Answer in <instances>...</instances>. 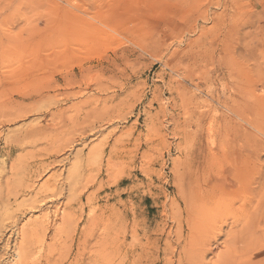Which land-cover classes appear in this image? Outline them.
Segmentation results:
<instances>
[{"label": "rangeland", "instance_id": "1", "mask_svg": "<svg viewBox=\"0 0 264 264\" xmlns=\"http://www.w3.org/2000/svg\"><path fill=\"white\" fill-rule=\"evenodd\" d=\"M262 48L264 0H0V264H264Z\"/></svg>", "mask_w": 264, "mask_h": 264}, {"label": "bare ground", "instance_id": "2", "mask_svg": "<svg viewBox=\"0 0 264 264\" xmlns=\"http://www.w3.org/2000/svg\"><path fill=\"white\" fill-rule=\"evenodd\" d=\"M243 22H244V21H243ZM240 28H241V27H240ZM259 28H260V27H259ZM222 32H223V31H222ZM249 39H250V37H249ZM255 39H256V38H255ZM248 42H249V41H248ZM262 43H263V42H262ZM259 46H260V45H259ZM247 49H248V47H247ZM262 49H263V48H262ZM248 50H249V49H248ZM248 50H247V53H248ZM263 50H264V49H263ZM251 51H252V50H250L249 52H251ZM252 53H253V52H252ZM252 53H251V54H252ZM263 53H264V52H262V54H263ZM249 54H250V53H249ZM251 54H250V57H251ZM253 55H254V53H253ZM253 55H252V57H255V56H253ZM262 56H263V55H262ZM223 58H224V57H223ZM244 58H245V57H244ZM263 58H264V57H263ZM41 60L43 61V59H41ZM229 60H230V59H229ZM231 60H232V59H231ZM234 60H235V59H234ZM237 60H238V59H237ZM248 60H250V59H248ZM257 60H259V59H257ZM232 61H233V60H232ZM235 61H236V60H235ZM238 61H239V60H238ZM263 61H264V59H263ZM241 62H242V61H241ZM243 62H244V61H243ZM42 63H43V62H42ZM232 63L234 64V62H232ZM233 64H232V65H233ZM235 64H236V63H235ZM235 64H234V65H235ZM234 65H233V66H234ZM241 65H243V64H241ZM257 65H260V64L257 63ZM228 66H229V65H228ZM230 66H231V65H230ZM233 66H231V67H233ZM251 66H252V65H251ZM234 67H235V66H234ZM239 67H240V66H238L237 68H239ZM242 67H243V66H242ZM259 67H260V66H259ZM262 67H263V66H262ZM221 68H222V67H221ZM240 68H241V67H240ZM247 68H248V67H247ZM254 68H255V67H254ZM226 69H228V68H226ZM261 69H262V68H261ZM229 70H230V69H229ZM239 70H240V69H239ZM239 70L236 71V73L239 72ZM244 70L246 71V73L249 72V71L246 70L245 68H244ZM257 70H258V69H257ZM225 71H226V70H225ZM227 71H228V70H227ZM245 71H244V72H245ZM247 71H248V72H247ZM252 71H253V70H252ZM262 71H264V70H262ZM240 72H241V71H240ZM253 72H254V71H253ZM253 72H252V73H253ZM226 73H227V72H226ZM228 73H229V71H228ZM241 73H242V72H241ZM246 73H245V74H246ZM250 73H251V72H250ZM233 75H235V74H233ZM237 75H238V74H237ZM241 75H242V74H240V76H241ZM247 75H248V74H247ZM249 75H250V74H249ZM249 75H248V76H249ZM238 76H239V75H238ZM244 76L246 77V75H244ZM251 76H252V75H251ZM251 76H250V77H251ZM255 76H256V75H255ZM255 76H254V77H255ZM231 77L233 78L234 76L231 75ZM252 77H253V76H252ZM234 78H235V77H234ZM236 78H237V77H236ZM239 78H240V77H239ZM242 78H243V76H242ZM230 79H231V78H230ZM246 79H247V77H246ZM250 79H252V78H250ZM250 79H248V80H250ZM255 79H256V77H255ZM255 79H253V81H254ZM260 79H261V78H260ZM240 81H241V79H240ZM253 81H252V84H253ZM256 81H257V80H256ZM257 82H258V81H257ZM257 82H256V84H257ZM235 83H236V82H235ZM235 83H234V84H235ZM242 83H243V81H241V84H242ZM236 84H237V83H236ZM250 84H251V83H250ZM239 85H240V84H239ZM239 85H237V87H238ZM248 85H249V83H248ZM241 86H242V85H241ZM243 86H245V85L243 84ZM251 86H253V85H251ZM234 87H235V86H234ZM237 87H236V88H237ZM246 87H247V86H246ZM248 87H249V86H248ZM254 87H255V86H254ZM240 88H241V87H240ZM240 88H239V90H240ZM247 89H248V88H247ZM251 89H252V87H251ZM253 89H255V88H253ZM243 90H244V89H243ZM234 91H235V90H234ZM246 91H247V90H246ZM240 92H241V90H240ZM242 92H243V91H242ZM250 92L252 93L253 91H250ZM250 92H249L248 94H251ZM255 92H256V91H255ZM230 93H231V92H230ZM236 93H237V91H236ZM242 94H244V93H242ZM252 95H253V94H252ZM254 95H255V94H254ZM254 95H253V96H254ZM247 96H248V95H247ZM237 97H238V96H237ZM237 97H235V98H237ZM254 98H255V97H254ZM237 100H238V99H237ZM243 101H244V99H243ZM254 102H256V99H255ZM258 103H260V102H258ZM255 104H256V103H255ZM236 105H237V104H236ZM234 107H235V106H234ZM229 109H230V108H229ZM232 110H233V109H232ZM238 111H239V110H238ZM238 111H237V112H238ZM230 113H232V112L230 111ZM232 114H234V113H232ZM234 115H235V114H234ZM243 115H244V114H243ZM247 115H248V114H247ZM247 115H245V116H247ZM227 116H228V115H227ZM235 116H236V115H235ZM238 116H240V114H238ZM238 116H237V117H238ZM230 117H231V116H230ZM248 117H249V116H248ZM254 117H255V116H254ZM241 118H242V117H241ZM228 119H229V118H228ZM236 119H237V118H236ZM255 119H256V118H255ZM255 119H254V120H255ZM252 120H253V119H252ZM231 121H232V120H231ZM240 121H242V119H240ZM256 121H257V120H256ZM256 121H253V122H256ZM245 122H246V121H245ZM245 124H246V123H245ZM249 124H252V123L249 122L247 125H249ZM253 124H254V123H253ZM253 124H252L251 126H253ZM210 125H211V124H210ZM256 125H257V123H256ZM244 126H246V125H244ZM244 126H243V127H244ZM241 128H242V126H241ZM246 128H247V127H246ZM259 128H260V127H259ZM256 129H257V128H256ZM213 130H214V129H213ZM245 130H246V129H245ZM208 132H209V131H208ZM211 132H212V131H211ZM247 132H248V131H247ZM247 132H246V133H247ZM213 133H214V132H213ZM229 144H230V143H229ZM243 146H244V145H243ZM229 147H230V146H229ZM246 147H247V146H246ZM227 149H230V150H231L232 148H227ZM234 150H235V149H234ZM228 151H229V150H228ZM231 151L233 152V149H232ZM226 152H227V151H226ZM232 152H231V153H232ZM239 152H240V151H239ZM242 152H243V151H242ZM231 153H230V154H231ZM232 154H233V153H232ZM240 154H241V153H240ZM244 154H245V152H244ZM226 155H227V154H226ZM238 155H239V154H238ZM243 156H244V155H243ZM233 157H234V156H233ZM230 158H231V157H230ZM236 158H238V156H237ZM240 158H241V157H240ZM240 158H239V159H240ZM244 158H245V157H244ZM246 158H247V157H246ZM231 159H232V158H231ZM239 159H238V160H239ZM242 159H243V158H242ZM228 160H229V158H228ZM234 160H235V159H234ZM234 160H233V161H234ZM246 160H247V159H245V162H246ZM233 161H232V162H233ZM243 161H244V160H243ZM229 162H230V160H229ZM229 162H228V163H229ZM232 162H231V163H232ZM234 162H235V161H234ZM236 162H238V161H236ZM236 162H235V163H236ZM241 162H242V161H241ZM241 162H240V163H241ZM247 162H249V161H247ZM243 163H244V162H243ZM243 163H242V164H243ZM238 164H239V163H238ZM233 165H234V164H233ZM236 165H237V164H235L233 167H234V168H237ZM245 165H247V164H245ZM230 166H231V165H230ZM235 166H236V167H235ZM248 166H249V164H248ZM248 166H247V167H248ZM242 168L245 169L246 167H242ZM238 169H240V168H238ZM241 170H243V169H241ZM245 171H246V169H245ZM245 171H244V172H245ZM237 172H238V171H237ZM239 172H240V171H239ZM239 172H238V173H239ZM243 174H244V173H243ZM233 176H234V175H233ZM241 176L243 177L242 174H241ZM234 177H236V176H234ZM238 177H240V176L238 175ZM229 178H230V177H229ZM243 178H244V177H243ZM243 178H242V179H243ZM233 179H234V178H233ZM239 179H240V178H239ZM243 180L245 181V179H243ZM243 180H242V181H243ZM239 181H240V180H238V182H239ZM244 181H243V182H244ZM244 184L246 185V184H248V183H244ZM242 186H243V185H242ZM244 187H245V186H244ZM247 187H248V186H247ZM239 188H241V187H239ZM245 188H246V187H245ZM248 188H249V187H248ZM248 188H246V189H248ZM245 191H247V190H245ZM199 205H200V204H199ZM188 206H189V205H188ZM239 208H240V207H239ZM244 211H245V210H244ZM57 212H59V211H57ZM63 218H64V216H63ZM259 218H260V217H259ZM245 221H246V220H245ZM258 223H259V222H258ZM260 227H261V226H260ZM22 231H23V230H22ZM25 232H26V231H25ZM23 233H24V232H23ZM25 234H26V233H25ZM26 235H27V234H26ZM22 236H24V235H22ZM21 240H22V237H21ZM23 243H24V242H23ZM253 247H254V246H253ZM250 249H251V248H250ZM24 256H25V255H24ZM19 257H20V255H19ZM140 257H141V256H140ZM17 258H18V257H17ZM139 259H142V257L139 258ZM18 260H19V259H18ZM38 260H39V259H38ZM21 261H23V260H21ZM138 261H139V260H138ZM16 262H17V261H16ZM23 262H24V261H23ZM23 262H21V263H23ZM38 262H39V261H38ZM140 262H141V261H140ZM19 263H20V262H19ZM21 263H20V264H21ZM24 263H25V262H24ZM24 263H23V264H24ZM36 264H37V263H36ZM139 264H140V263H139Z\"/></svg>", "mask_w": 264, "mask_h": 264}]
</instances>
